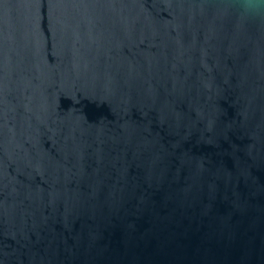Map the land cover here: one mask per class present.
<instances>
[{
  "label": "water",
  "instance_id": "95a60500",
  "mask_svg": "<svg viewBox=\"0 0 264 264\" xmlns=\"http://www.w3.org/2000/svg\"><path fill=\"white\" fill-rule=\"evenodd\" d=\"M0 264H264V3L0 0Z\"/></svg>",
  "mask_w": 264,
  "mask_h": 264
},
{
  "label": "clouds",
  "instance_id": "9594fccd",
  "mask_svg": "<svg viewBox=\"0 0 264 264\" xmlns=\"http://www.w3.org/2000/svg\"><path fill=\"white\" fill-rule=\"evenodd\" d=\"M261 3H264V0H261Z\"/></svg>",
  "mask_w": 264,
  "mask_h": 264
}]
</instances>
